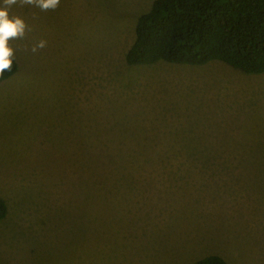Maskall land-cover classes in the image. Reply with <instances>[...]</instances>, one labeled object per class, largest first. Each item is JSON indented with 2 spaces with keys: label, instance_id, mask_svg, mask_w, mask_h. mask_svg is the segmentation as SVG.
Wrapping results in <instances>:
<instances>
[{
  "label": "rangeland",
  "instance_id": "rangeland-1",
  "mask_svg": "<svg viewBox=\"0 0 264 264\" xmlns=\"http://www.w3.org/2000/svg\"><path fill=\"white\" fill-rule=\"evenodd\" d=\"M154 1L11 8L0 264H264V73L128 65Z\"/></svg>",
  "mask_w": 264,
  "mask_h": 264
},
{
  "label": "trees",
  "instance_id": "trees-1",
  "mask_svg": "<svg viewBox=\"0 0 264 264\" xmlns=\"http://www.w3.org/2000/svg\"><path fill=\"white\" fill-rule=\"evenodd\" d=\"M125 59L130 66L164 62L200 67L217 61L248 75L263 74L264 0H155L139 17ZM18 71L14 59L0 84ZM7 214V203L0 197V221ZM195 264L228 263L208 255Z\"/></svg>",
  "mask_w": 264,
  "mask_h": 264
},
{
  "label": "clouds",
  "instance_id": "clouds-1",
  "mask_svg": "<svg viewBox=\"0 0 264 264\" xmlns=\"http://www.w3.org/2000/svg\"><path fill=\"white\" fill-rule=\"evenodd\" d=\"M17 0H0V76L11 72L14 65L15 50L10 46V38L22 37L27 25L19 16H11L10 10ZM29 4H35L41 10L56 9L62 0H26ZM46 41L41 40L33 46L32 51L44 48Z\"/></svg>",
  "mask_w": 264,
  "mask_h": 264
}]
</instances>
